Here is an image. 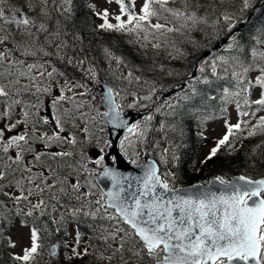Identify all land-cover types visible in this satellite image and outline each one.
Returning a JSON list of instances; mask_svg holds the SVG:
<instances>
[{
  "label": "snow or ice",
  "instance_id": "6c2138e0",
  "mask_svg": "<svg viewBox=\"0 0 264 264\" xmlns=\"http://www.w3.org/2000/svg\"><path fill=\"white\" fill-rule=\"evenodd\" d=\"M104 2L116 4L118 11L88 4L101 21L90 29L94 35L134 34L139 47L160 50L165 44L175 46L169 34L186 35L208 27L223 43L218 54L185 73V82L176 86L175 104L153 100L158 91L154 84L144 96L131 93L129 108L151 101L140 106L164 114L165 120L153 129L152 114L129 124L118 102L126 97L104 75L128 85L147 83L136 73L155 71L154 62L134 71L125 56L117 55L116 42L109 41L99 46L108 63L102 72L87 50L82 47L85 54L80 56L69 44L66 37L73 33L61 28V19L71 21L76 14L74 0H0V240L17 221L28 230L27 243L11 254V260L38 264L46 250L52 264H73L89 256L91 264H264V171L258 177L247 171L216 175L178 188L177 172L169 166L178 164L175 149L182 145L173 143L171 149H162L159 164L151 160L140 165L141 174H126L106 163L99 141L93 145L90 124L96 117L88 115L95 111L117 136L125 129L136 136V145L127 134L119 141L124 156L134 152L133 165L139 161V142L146 144L153 130L164 138L168 133L183 138L185 119L196 120L201 127L222 121L223 134L200 164H207L222 149L236 156L244 151L243 143L237 146L238 139L264 136V115H258L264 111V27L257 29L251 44H245L236 32L239 17L229 10L235 0H143L138 12L137 0ZM240 4V13L264 9V0L259 5L256 0ZM222 22L224 28L219 29ZM75 36L83 45L85 37L79 32ZM188 42L198 46L194 40ZM184 56L177 48L172 59ZM113 65L126 71L117 76ZM97 101L103 110L95 107ZM251 117H256L255 123H250ZM175 119L180 123L169 122ZM198 135L204 137V132ZM104 143L112 146L111 141ZM111 160L117 162L118 157ZM90 163L99 166L98 173ZM244 163L253 172L264 170V139L249 150ZM90 176L111 184L99 198ZM81 217L109 222L108 228L93 226L90 239L95 238L96 245L81 247L83 233L78 229L71 243L51 240L53 233L71 235L68 226ZM7 246L17 247L10 235Z\"/></svg>",
  "mask_w": 264,
  "mask_h": 264
},
{
  "label": "trees",
  "instance_id": "16d2710c",
  "mask_svg": "<svg viewBox=\"0 0 264 264\" xmlns=\"http://www.w3.org/2000/svg\"><path fill=\"white\" fill-rule=\"evenodd\" d=\"M74 2L76 6V14L71 21H64L61 19V28L62 30H67L73 33V35H71V39H74V42L76 43V51L80 56L85 54L84 52H79V50L83 47L85 50H87L89 58L96 60L100 67V65L105 60L102 58V53L99 46L107 44L109 41L116 42L118 46L117 55L125 56L129 65L133 66L134 71L136 67L152 66L154 62L155 71L150 73H136L138 75H142L143 80L148 81L147 83H141V88H150V85L153 86L154 84L157 88L158 86H163L164 88L172 87L171 90H175V84H180V81L185 78V73L191 72V70L185 71L184 69V72L180 74V78L176 79L174 75H168L170 70L168 69L167 62L171 60V55L169 54L170 50L161 51L163 47L160 50H155L151 47L141 48L137 43H135L136 39L134 38V34H109L101 32L94 35L90 29L97 24L96 16L93 14V11L87 7V5L91 2L89 0H74ZM260 2L261 0H257L256 4L259 5ZM241 7L242 5L240 4V0H235L234 7L229 10L234 11L239 17L236 28L237 35L242 38V41L245 44H251L252 37L257 34V29L264 27V9H259L256 11L250 9L240 13L239 9ZM56 15L57 14H55L54 19L56 18ZM218 28H224L223 22L218 26ZM77 32H79L81 36L85 37L83 45H81L80 41L76 39L75 33ZM221 36H223V31L221 32ZM189 40L196 41L198 46L194 47L193 44L188 42ZM221 40L222 39L213 38L211 28L202 27V30L200 31H195L191 34H186L181 37H175L173 41H175L176 48L182 47L185 55L188 57V60L195 64L198 61H202V56L206 55L208 50L215 48L218 42ZM129 41H133V43H130ZM188 45H190L189 48H187ZM167 46L173 48L175 47L171 46L170 44H167ZM218 50H216V52ZM161 65H163V70H161ZM112 85V87H115V83ZM145 91L147 92V90H138L136 92L144 95ZM96 103L99 104V101ZM181 111V109H177L178 113ZM161 121L163 122L164 120ZM169 122L180 123L179 119L170 120ZM183 123L185 126V135L183 138L174 137L171 133H168L167 135L168 139L173 140V143L182 145L181 147L175 149L178 150L177 155L179 156V162L177 164L176 170H180V178L178 181L180 187L188 186L191 183H203L212 179L216 175H225L226 177H231L247 171L249 174L258 177L261 172L264 171L260 168H257L253 172L247 169L244 163L246 154L255 145L259 144L260 141L264 139V136L257 135L256 137L248 138L243 141L238 139L236 141L237 146H239L241 143L244 145V151L242 153H238L236 156H229L227 154V150L222 149L221 153H219L217 157L213 158L207 164H200V147L207 143L206 139L198 135V130L202 127L199 126L196 120L185 119ZM158 136L160 137L159 133ZM172 147L173 144L169 148L171 149ZM87 220L90 221V227L85 226V224H83V227H81V220H79V222H74L76 230L78 229L81 233H83L81 247L85 245H92V243H94L93 238L90 239L93 234L94 225L99 227L101 224L104 226L105 223H109L103 221H94L89 217ZM97 223L99 224L97 225ZM108 227L105 226V228ZM53 236L54 235H52L51 238H53ZM45 242H47V240ZM1 249H3V246ZM2 252L4 255L5 252L3 250ZM49 259L52 260L50 257ZM10 261L12 260L9 259V262ZM91 261L92 257L90 256L89 259L88 257H85L84 261H74V264H91ZM9 262H7V258H0V264H7ZM38 264H44L41 263V258H39Z\"/></svg>",
  "mask_w": 264,
  "mask_h": 264
},
{
  "label": "rangeland",
  "instance_id": "374dc122",
  "mask_svg": "<svg viewBox=\"0 0 264 264\" xmlns=\"http://www.w3.org/2000/svg\"><path fill=\"white\" fill-rule=\"evenodd\" d=\"M89 1L91 3H95L97 5L98 9H102L104 7H108L110 12L114 13L115 11H118V6L116 4L108 5V4H106L104 2V0H89ZM142 2H143V0H137V7H136V11L137 12L139 11V6H140V4H142ZM8 7H11V4H9ZM55 14L56 13L53 10V18L55 16ZM100 22L101 21L96 17V23L99 24ZM112 22L114 23L115 21L113 20ZM181 36H184V35L169 34V41H173L175 37H181ZM71 38H72L71 35L66 37V39L68 40L69 44H74L76 46V43L74 42V39H71ZM134 38L137 39L136 36ZM141 42L144 43L143 41H141ZM152 42L155 43L156 41L153 40ZM222 43H223L222 40L220 42H218V44L216 45L215 48H213L211 50H208L206 55L202 56V59L203 58H208V57H210L212 55L218 54L219 51H220L219 45H221ZM190 45H188L187 48H189ZM148 47H151V46L149 45ZM176 49H177L176 46L174 48L173 47H168L167 44H165L163 46V48L161 49V51L170 50V53H171V58L170 59L171 60L169 62H167L168 63V69L170 71H174V72H178L179 73V75H174L175 79L176 78H180V76H181L180 74L184 72V69H185V71L191 70V72L192 71L194 72L195 71V67L194 66L197 64V63L193 64L191 61H189L188 57L186 55L182 59H177V60L173 61L172 55H176ZM180 49L183 50L182 47ZM217 49H219V50L216 52ZM79 52H80V50H79ZM68 55L71 57L73 55V53L71 51H69ZM100 69L102 70V72L106 71L108 69L107 61H103V63L100 65ZM113 69L116 71V75L117 76L120 75V71H125L124 69L116 70L114 65H113ZM104 80L107 81L110 86H113L112 84L115 83V85H114L115 87L114 88H116L117 90H122L121 91V96H124L126 98L123 99V100H119L118 99V101H119V103H122V105H123V112H130V111L136 112L137 113L136 117L138 118V121H141L144 116L152 114L155 117V119L151 122L153 129H156V128L159 127V123L162 122L161 120H165L164 114H157L154 111L150 113L148 108L140 106L141 104H144V103L151 105V103H152L151 101H140V103H137V105L135 107H133V108H129L128 107V105L131 104L133 102V100H134V97L131 95V93H133V92L137 93L136 91H138V90H148L149 89L148 87L141 88V85H140L141 83L140 84H134V85H128L125 81H122V80H119V79H113V78H111L108 75H104ZM183 82H185V78H183L180 81V84L183 83ZM117 84H119V85H117ZM175 86H177V84H175ZM151 87H153V86L150 85V88ZM160 88H161V86H158V88H157L158 91L156 92L155 96L153 97V100L159 101V99H168L169 102L175 104L176 103V99H177L176 92L179 91V88L176 87L175 90H171L172 87L171 88H167L166 87V88H164V91H159ZM98 92H99V89L97 88V89H95L93 91V94L96 95V94H98ZM146 94H147V92L145 91L144 95H146ZM137 95L144 96L143 94L141 95L140 93H137ZM95 107L97 109H101L100 103L99 104L96 103ZM167 111L168 110L165 109V112H167ZM88 115L96 117L95 123L90 124V130H91L92 136H93L92 143H93V145H96L97 141H99L100 142V147H103L104 148V153L107 154L109 152V150H110V147L107 146L104 143L105 141H110L108 139V135H107V125H105L104 119L102 117L97 116L95 111H90L88 113ZM258 115H264V111L259 112ZM234 116H235V114L233 113L232 122H235ZM255 122H256V117H251L250 118V123H255ZM223 131H224L223 125H222V121L220 119H216V120H213V121H208L206 124L203 125L202 128H200L198 130V133L204 132V137H207L206 138L207 143L200 147L201 160L207 154V152L209 151V148L211 146H213L214 140L216 138H219L223 134ZM78 135H79V133H78ZM128 136H129L130 140L133 142V144L136 145V142H137L136 136L134 134H131V133ZM155 142H159V147H157ZM172 144H173V140L172 139L171 140L168 139V136L166 138H164L160 134V137H159L158 136V132L153 130L150 133L146 144L143 141L139 142V144H138V150L140 151V156H139L138 163L142 162V161H145L147 158H154V159H156L159 162L160 161V156L162 154V149L166 148V147L169 148V147L172 146ZM126 145H127V142H126ZM175 152H176V155H177L178 150H175ZM88 155L89 156L92 155V149L88 150ZM131 158L132 159L136 158L134 152H133ZM88 166H89L90 169H94L97 173L99 172V166H94L91 163ZM160 166L162 168L161 171H163L164 170L163 165H160ZM169 167H173L174 170L177 172L178 179L176 181V186L178 188H180L179 182H178L179 178H180V173H179L180 170L179 169L176 170L177 165H175V166L170 165ZM89 179H92L93 183L96 184V189L94 191L97 193V197L96 198H99V193H100L101 189L99 188V186H98V184L96 182V179L91 177V176L89 177ZM87 218L88 217H81V219H80L81 222H82L81 227H83V224H85V226H89L90 227V221L87 220ZM103 222H107V221H103ZM98 224L99 223H97V225ZM105 226L108 227V226H110V224L109 223H105L103 227H105ZM75 230H76V228H75L74 223H73V224L68 226V232L71 233V235L66 236L64 234V232L61 231L60 233H53L54 236H53V238H51V240H54V239L68 240L71 243L72 236H74V234H75ZM27 231H28L27 228H21L20 227L19 221H17L13 226H11L10 230L6 229L5 230V239L4 240H0V253L3 250L5 252V254L3 255V252H2V254L0 255V258H2V257L7 258V262H9V259H11L10 258L11 254L13 252H20L21 246H23V245H25L27 243ZM9 235L12 237L13 240H15L17 242V247L15 249H12V248L7 246V237ZM48 242L49 241L45 242L46 248H47ZM93 242L94 243H92V245H96L97 242H96L95 238H93ZM2 246H3V249H1ZM89 258H90V256L88 257V259ZM51 262H52V260L49 259V255H48L47 251L45 250L43 256L41 257V263L51 264ZM7 264H15V262L14 261H10ZM73 264H74V262H73Z\"/></svg>",
  "mask_w": 264,
  "mask_h": 264
},
{
  "label": "water",
  "instance_id": "95a60500",
  "mask_svg": "<svg viewBox=\"0 0 264 264\" xmlns=\"http://www.w3.org/2000/svg\"><path fill=\"white\" fill-rule=\"evenodd\" d=\"M242 26H243V24H242ZM123 114H124L125 118L129 121V124L136 122V118H135V115L133 113H123ZM107 129H108V139L111 141L112 146L110 147L109 152L106 154L107 155L106 163L110 166L116 167L118 170H120L126 174L131 173V175H133V176L141 174L143 169L140 165H144L148 161H151L154 159H148L147 158L145 160V162H143L141 164H137V165L131 164L130 158H127L126 156H124L123 152L120 150V147H119V144H120L119 141L127 133L126 129L121 130L119 132V136H117V132L115 129H111L109 126H107ZM112 156L118 157V161L113 162L111 160ZM95 179H96V182H97L99 188L101 189V191L102 190L106 191L108 188L111 187V184L108 180H106L104 178H100V177H96ZM180 188H183V187H180Z\"/></svg>",
  "mask_w": 264,
  "mask_h": 264
}]
</instances>
